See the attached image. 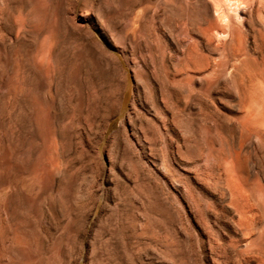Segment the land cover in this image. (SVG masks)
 <instances>
[{"label":"rangeland","instance_id":"obj_1","mask_svg":"<svg viewBox=\"0 0 264 264\" xmlns=\"http://www.w3.org/2000/svg\"><path fill=\"white\" fill-rule=\"evenodd\" d=\"M218 1L0 0V264H264V0Z\"/></svg>","mask_w":264,"mask_h":264},{"label":"bare ground","instance_id":"obj_2","mask_svg":"<svg viewBox=\"0 0 264 264\" xmlns=\"http://www.w3.org/2000/svg\"><path fill=\"white\" fill-rule=\"evenodd\" d=\"M212 1V0H211ZM218 1V0H217ZM222 1V0H221ZM230 1V0H229ZM213 2H214V0H213ZM224 2V1H223ZM228 2V1H227ZM237 2V1H236ZM242 2V1H241ZM261 2V1H260ZM233 4H234V2H232ZM199 4H201V3H199ZM203 4V3H202ZM221 3H219V1H218V4H217V6L219 7V5H220ZM239 4V3H238ZM237 4V5H238ZM261 4H262V2H261ZM205 5H206V7L208 8V3L205 1ZM246 5V4H245ZM250 5V4H249ZM201 6V5H200ZM210 6V5H209ZM227 6V5H226ZM235 6V5H234ZM202 7V6H201ZM205 7V6H204ZM203 7V8H204ZM205 7V8H206ZM239 7V6H238ZM204 8V9H205ZM217 8V7H216ZM230 8V7H229ZM262 8V7H261ZM233 9V8H232ZM262 9H264V8H262ZM239 10V9H238ZM194 11V10H193ZM203 11V10H202ZM235 11V10H234ZM262 12V11H261ZM262 14V13H261ZM221 15V14H220ZM227 15V14H226ZM262 17V16H261ZM220 19H221V17H220ZM219 22V21H218ZM224 25V24H223ZM223 29H225V28H223ZM214 31V30H213ZM224 32V31H223ZM225 32H226V30H225ZM220 33V32H219ZM217 34V33H216ZM215 35V34H214ZM222 35V34H221ZM225 35V34H224ZM210 36V35H209ZM219 37V36H218ZM215 39V38H214ZM224 40V39H223ZM221 41V40H220ZM239 51V50H238ZM250 52V51H249ZM252 64V63H251ZM245 68V67H244ZM255 68V67H254ZM246 70V69H245ZM263 70H264V68H263ZM262 70V72L264 73V71ZM235 71V70H234ZM233 73V72H232ZM246 76V75H245ZM242 77V76H241ZM252 77V76H251ZM255 79V78H254ZM258 83V82H257ZM261 83V82H260ZM250 85H252V84H250ZM260 85V84H259ZM254 86H255V84H254ZM263 86V85H262ZM264 87V86H263ZM253 88V87H252ZM260 90H263V89H260ZM243 93H245V92H243ZM246 94V93H245ZM247 95V94H246ZM239 96V95H238ZM245 97V96H244ZM247 99V98H246ZM247 101V100H246ZM244 103V102H243ZM254 103V102H253ZM257 103V102H256ZM259 103V102H258ZM245 104V103H244ZM252 109V108H251ZM250 108H249V110H251ZM260 109V108H259ZM259 109H258V111H259ZM253 110V109H252ZM251 110V111H252ZM261 110V109H260ZM264 113V112H263ZM255 114H257V113H255ZM255 114H253V115H255ZM250 115H252V113L250 114ZM251 116V117H254V116ZM247 116H248V113H247ZM241 119V118H240ZM250 119V118H249ZM255 127H257V126H255ZM259 128H260V126H259ZM257 132V131H256ZM236 154V153H235ZM237 155V154H236ZM239 156V155H238ZM236 158V157H235ZM237 159V158H236ZM230 160H234V159H231L230 158ZM225 162V161H224ZM235 163V162H234ZM227 167V166H226ZM233 170V169H232ZM229 172V171H228ZM234 177V176H233ZM241 182V181H240ZM235 183V182H234ZM245 187V186H244ZM243 194V193H242ZM251 195V194H250ZM244 199V198H243ZM255 204H256V202H255ZM252 214V213H251ZM253 227V226H252Z\"/></svg>","mask_w":264,"mask_h":264}]
</instances>
